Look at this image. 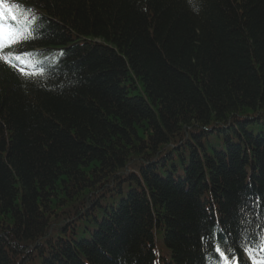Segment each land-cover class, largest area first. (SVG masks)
I'll return each instance as SVG.
<instances>
[{"label": "trees", "instance_id": "1", "mask_svg": "<svg viewBox=\"0 0 264 264\" xmlns=\"http://www.w3.org/2000/svg\"><path fill=\"white\" fill-rule=\"evenodd\" d=\"M6 2L0 264L264 256V0Z\"/></svg>", "mask_w": 264, "mask_h": 264}, {"label": "snow or ice", "instance_id": "2", "mask_svg": "<svg viewBox=\"0 0 264 264\" xmlns=\"http://www.w3.org/2000/svg\"><path fill=\"white\" fill-rule=\"evenodd\" d=\"M24 9H21L19 5H11L6 2V0H0V48H3L11 43L17 42L19 39H24L22 34L18 33L16 29H13L11 25L7 22L9 20L15 21L17 23L26 22L27 18L24 17L23 21L21 18L23 17ZM20 59V57H17ZM27 75L28 73H23ZM215 231H222V229L217 228ZM205 243H207V239H205ZM250 258L253 260V264H264V256H261L260 259H257L255 256V250L253 249H245ZM259 250L261 253H264V239H262L261 244L259 246ZM216 253L221 257L224 264H238L236 260L235 253L231 248L227 250V252L223 251L219 244L215 246ZM229 254L232 256V260H229Z\"/></svg>", "mask_w": 264, "mask_h": 264}]
</instances>
